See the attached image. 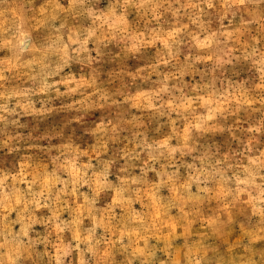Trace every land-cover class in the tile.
<instances>
[{"label":"rangeland","instance_id":"1","mask_svg":"<svg viewBox=\"0 0 264 264\" xmlns=\"http://www.w3.org/2000/svg\"><path fill=\"white\" fill-rule=\"evenodd\" d=\"M0 264H264V0H0Z\"/></svg>","mask_w":264,"mask_h":264}]
</instances>
